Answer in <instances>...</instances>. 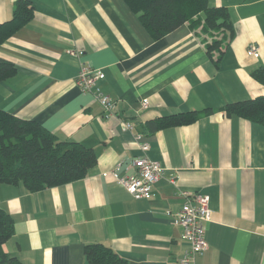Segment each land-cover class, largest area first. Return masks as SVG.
Listing matches in <instances>:
<instances>
[{
	"label": "crops",
	"instance_id": "1",
	"mask_svg": "<svg viewBox=\"0 0 264 264\" xmlns=\"http://www.w3.org/2000/svg\"><path fill=\"white\" fill-rule=\"evenodd\" d=\"M17 1L0 0V22ZM31 1L34 17L0 45L16 66L0 82V109L82 143L97 161L83 178L38 191L0 183V207L15 222L6 252L22 264H95L86 246L101 243L127 264H180L190 245L173 217L189 191L210 195L208 249L196 264H264V125L224 110L264 95L253 76L264 65V0H209L229 10L235 30L214 55L208 44L228 29L186 22L155 39L124 0ZM83 64L104 70L102 90L116 102L110 117L77 84ZM187 111L198 118L148 126ZM143 155L166 169L155 195L136 199L116 175Z\"/></svg>",
	"mask_w": 264,
	"mask_h": 264
},
{
	"label": "trees",
	"instance_id": "2",
	"mask_svg": "<svg viewBox=\"0 0 264 264\" xmlns=\"http://www.w3.org/2000/svg\"><path fill=\"white\" fill-rule=\"evenodd\" d=\"M124 1L155 39L186 22L193 29L198 26L206 31L228 29V36L214 37L208 44L209 53L214 55L213 50L222 51L224 39L235 34L229 10L224 6H210L209 0ZM34 13L31 0H18L13 16L0 22V45L26 25ZM15 73V64L0 57V82ZM253 76L264 84V65L255 69ZM224 110L228 115L236 114L264 125V95L230 103ZM198 116V111L179 112L149 121L148 126L155 131L194 122ZM96 161L93 150L82 143L61 140L36 120L23 119L0 109V183L22 182L29 190L38 191L83 178ZM14 223L12 214L0 207V264H22L4 249L14 234ZM86 254L95 264H127L113 248L101 243L87 245Z\"/></svg>",
	"mask_w": 264,
	"mask_h": 264
},
{
	"label": "built area",
	"instance_id": "3",
	"mask_svg": "<svg viewBox=\"0 0 264 264\" xmlns=\"http://www.w3.org/2000/svg\"><path fill=\"white\" fill-rule=\"evenodd\" d=\"M258 51L257 45L249 48V53ZM70 53L75 51L70 50ZM104 70L91 64H83L76 78L81 90L92 93L104 108L105 117H110L116 107V102L101 87ZM144 104L147 103L145 99ZM123 128L132 129L134 124L129 120H121ZM141 134L137 138L141 139ZM144 151L150 148L148 142L141 143ZM122 160L117 168L120 169ZM128 172L117 174L116 179L120 185L125 187L136 199L151 198L155 195L154 188L165 173V166L158 160L149 158L147 155L134 157L129 163ZM105 174H108L105 173ZM172 181L174 179L172 178ZM186 200L183 207L174 214L173 221L182 227V239L189 243L188 249L179 258L180 264H196L197 257L208 249L206 240V223L211 219L210 195L204 192L185 191Z\"/></svg>",
	"mask_w": 264,
	"mask_h": 264
}]
</instances>
